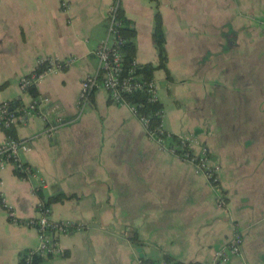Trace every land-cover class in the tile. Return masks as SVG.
<instances>
[{"label": "crops", "instance_id": "obj_1", "mask_svg": "<svg viewBox=\"0 0 264 264\" xmlns=\"http://www.w3.org/2000/svg\"><path fill=\"white\" fill-rule=\"evenodd\" d=\"M67 2L62 11L59 0H0V103L31 102L19 80L38 60L68 62L36 84L47 101L14 125L13 137L29 142L20 157L32 175L0 169V264H20L38 245L24 222L41 201L73 227L58 237L61 254L36 264H163L165 256L209 264L236 234L242 243L230 264H264V0H119L137 64L159 62V12L168 76L159 68L153 79L163 128L206 150L218 188L160 148L104 89L78 116L81 81L97 70L94 50L114 0ZM8 136L0 129V144Z\"/></svg>", "mask_w": 264, "mask_h": 264}, {"label": "built area", "instance_id": "obj_2", "mask_svg": "<svg viewBox=\"0 0 264 264\" xmlns=\"http://www.w3.org/2000/svg\"><path fill=\"white\" fill-rule=\"evenodd\" d=\"M67 6V0H59L60 10H67ZM119 8V0H114L107 12L105 38L94 50V55L98 62L97 70L94 73L87 74L81 81L77 99L78 116L89 105L90 97L93 92L98 88H102L108 93L111 102L118 105H125L130 108L132 113L144 126L149 137L157 142L160 148L176 154V147L166 143V138L169 137L170 132L163 128L166 132V136L156 135L148 128V119L140 114L137 106L125 97L127 94L145 87L149 94V100H158L157 87L154 79L150 81L142 80L140 75L135 73L134 68L126 70L123 65V55L120 50V45L122 44L123 39L119 32V26L121 23L118 18ZM44 61L47 62V67L42 70H35L38 65ZM61 65L66 67L68 62H58L51 59L38 60L36 67L30 73L26 74L27 76L24 75L20 78L19 84L21 90L25 92L30 85L36 86V84L41 81L51 69H61ZM31 98L29 104L23 105L12 111L9 109L8 101L1 102L0 129L9 128L21 121H26L31 114H35L38 111V107L42 100L47 101V98H41L40 96ZM17 111L20 112L19 115L16 114ZM53 129L54 128L52 127L51 130ZM178 137L180 138L179 147H185L191 151V154L189 152H184L183 156L180 157L191 162L197 173L203 175L214 188H218V167L210 163L206 150L201 149L199 152L195 151V140L192 135H178ZM29 149L30 146L28 140H21L8 136L5 141L0 144V169L6 165H11L17 175L23 174L24 178L32 175L31 168L20 157L22 152H26ZM218 205H223L221 199H219ZM6 210L10 222L18 223L13 210L8 206H6ZM37 212L38 215L36 217L29 218L24 222L25 225L36 230L39 239L38 245L35 248L28 249L22 253L21 259L24 264H36L35 257L38 256H59L62 250L59 245L58 237L67 234L71 227H73V224L70 222L53 220L50 217V206L43 201L39 202ZM241 243V237L236 234L231 238L226 247L215 251L209 264H230V256L239 254ZM179 264L201 263L189 261Z\"/></svg>", "mask_w": 264, "mask_h": 264}, {"label": "trees", "instance_id": "obj_3", "mask_svg": "<svg viewBox=\"0 0 264 264\" xmlns=\"http://www.w3.org/2000/svg\"><path fill=\"white\" fill-rule=\"evenodd\" d=\"M118 18L120 20V26H119V32L120 36L123 39L122 44L120 45V50L123 55V65L126 70L129 68H134L135 73L140 75L142 80L150 81L153 79V73L156 69H164V71L167 73L168 71L165 68V61H166V52L164 48V34H163V28H162V21L159 15V12L156 11L155 18H154V29L152 33V39L154 42L155 47L158 51V57L159 62L157 65L152 64H137L134 60L135 56V45L133 42V37L135 35L134 28L127 22L126 18L124 17L122 10L119 8L118 10ZM135 63V65H134ZM47 67V62L44 61L43 63L39 64L38 67L35 70H42L43 68ZM64 66L61 65V69H63ZM27 76V75H26ZM31 97L35 98L38 95L36 86L30 85L26 91ZM130 102L134 103L137 108L138 112L145 116L148 119V128L151 129L156 135L158 136H166V132L163 130L162 125V105L161 103L156 101H150L149 100V94L147 93L146 88H142L139 90H136L130 94H127L125 96ZM9 102V109L15 110L16 108H19L23 106L19 100H11ZM17 115L20 114V112H16ZM5 133L11 137L14 136V126H11L9 128H2ZM166 143L168 145L174 146L175 153L178 154V156H183L184 152H189L191 154V151L188 150L185 147H179L180 144V138L178 135L170 133L169 137L166 138ZM18 176L23 177V174H18ZM56 199L62 200L65 198L64 194H59ZM37 260V257H35V261ZM165 264H179L178 262H171L172 259L168 256L164 257ZM20 264H24L22 259L20 261ZM141 264H155L154 261L150 260H141Z\"/></svg>", "mask_w": 264, "mask_h": 264}, {"label": "water", "instance_id": "obj_4", "mask_svg": "<svg viewBox=\"0 0 264 264\" xmlns=\"http://www.w3.org/2000/svg\"><path fill=\"white\" fill-rule=\"evenodd\" d=\"M137 251L140 252V248H137ZM140 256H141V253H140Z\"/></svg>", "mask_w": 264, "mask_h": 264}, {"label": "rangeland", "instance_id": "obj_5", "mask_svg": "<svg viewBox=\"0 0 264 264\" xmlns=\"http://www.w3.org/2000/svg\"><path fill=\"white\" fill-rule=\"evenodd\" d=\"M220 168V167H219Z\"/></svg>", "mask_w": 264, "mask_h": 264}]
</instances>
